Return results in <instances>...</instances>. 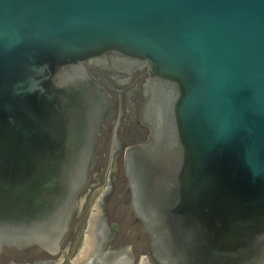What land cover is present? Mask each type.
<instances>
[{
  "label": "water",
  "instance_id": "1",
  "mask_svg": "<svg viewBox=\"0 0 264 264\" xmlns=\"http://www.w3.org/2000/svg\"><path fill=\"white\" fill-rule=\"evenodd\" d=\"M123 60L170 105L157 264H264V0H0V254L60 253L113 111L86 65Z\"/></svg>",
  "mask_w": 264,
  "mask_h": 264
},
{
  "label": "flooded vegetation",
  "instance_id": "2",
  "mask_svg": "<svg viewBox=\"0 0 264 264\" xmlns=\"http://www.w3.org/2000/svg\"><path fill=\"white\" fill-rule=\"evenodd\" d=\"M86 68L113 111L61 251L53 256L38 247L7 248L0 264H71L91 229L93 249L86 264H157L151 235L136 211L144 192H155L157 178L165 180L171 169L175 142L170 105L150 83L146 63L96 61Z\"/></svg>",
  "mask_w": 264,
  "mask_h": 264
},
{
  "label": "bare ground",
  "instance_id": "3",
  "mask_svg": "<svg viewBox=\"0 0 264 264\" xmlns=\"http://www.w3.org/2000/svg\"><path fill=\"white\" fill-rule=\"evenodd\" d=\"M90 231L87 234L84 247L79 251V254L76 257H74L71 264H86L87 260L89 259L91 251L93 249V236H94V231L92 229Z\"/></svg>",
  "mask_w": 264,
  "mask_h": 264
}]
</instances>
